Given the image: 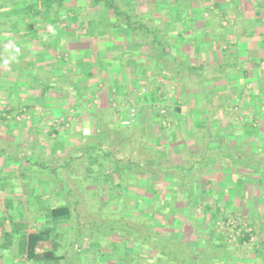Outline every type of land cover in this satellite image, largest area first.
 Returning <instances> with one entry per match:
<instances>
[{"label":"crops","instance_id":"0c3cea01","mask_svg":"<svg viewBox=\"0 0 264 264\" xmlns=\"http://www.w3.org/2000/svg\"><path fill=\"white\" fill-rule=\"evenodd\" d=\"M11 1L0 8V222L28 223L35 232L50 210L87 205H77L72 194L105 192L97 184L95 151L99 145L124 151L120 120L129 116L127 106L116 110L113 102L143 87L166 88L172 128L163 132L151 110L154 101L139 95L133 128L154 132L149 142L163 144L186 174L208 178L189 184L199 209H215L218 201L225 212L238 210L257 240L244 252L207 230L201 211L184 209L183 188L170 176L172 199L163 207L172 215L169 237L184 244L186 264H264V185L252 167L240 165L256 160L259 146L264 149V118L262 125L257 119L262 106L256 102L264 96V0H36V9ZM96 95L99 105L89 108ZM24 110L28 117L18 120ZM71 110L76 113L68 130L47 132L52 117ZM246 114L259 128L254 137L244 136ZM86 168L94 171L83 186L78 179ZM26 195L35 209L31 215ZM6 207L11 209L4 215ZM78 218L75 211L57 228L63 247L55 256L65 259L41 264H118L123 243L90 249L72 243ZM2 253L11 259L0 264H22L16 250Z\"/></svg>","mask_w":264,"mask_h":264},{"label":"trees","instance_id":"16d2710c","mask_svg":"<svg viewBox=\"0 0 264 264\" xmlns=\"http://www.w3.org/2000/svg\"><path fill=\"white\" fill-rule=\"evenodd\" d=\"M19 3V0H17ZM52 1V0H49ZM49 1L46 0V5L49 4ZM24 6L28 7L29 9H36L37 6H39V2L36 0H22ZM159 90V89H158ZM152 93V92H151ZM146 99L150 101H154V103H157L159 99L157 97L152 98L150 95L146 96ZM160 102V101H159ZM154 107V106H153ZM264 107L262 106V109ZM155 109V108H154ZM156 114L157 110L155 109ZM118 112L113 111V115H117ZM235 115V113H234ZM239 114H236L238 116ZM158 117V116H157ZM245 118V126H244V136L247 137H254L256 132H258L259 128L256 129V127L253 126L254 119L250 120L249 116L246 114L243 116ZM164 119H167L170 121L169 118V108H167V114L164 116ZM159 124L161 123L159 117ZM171 122V121H170ZM172 126V123H171ZM164 128L163 126H160L161 129H171L172 127ZM129 129V128H128ZM146 131V130H145ZM243 133V132H242ZM124 134V132H123ZM124 135H128L126 132ZM125 136V137H126ZM149 136V135H148ZM146 136L145 139H147V145L144 147L147 153L151 152L153 154L152 158L146 160V167H143L141 170H138V168L133 164V161L130 160L128 166H123L118 164V166H114L113 172L107 174L105 169L106 166L97 174L99 178V188L100 189H106L107 192H112L114 188H127L126 185L122 182L124 180V177H126V173H129L127 171L129 170H135L142 176H148L147 182L145 181V185H143L141 182L144 180H138L139 183L136 184L138 186L139 190V196L144 202V207L146 209H150V212L148 211L147 214H143V216H135L133 214L131 219H128V222H118L114 221L111 226L110 230L106 232H101L99 227H94L91 229V227L95 226L93 222H88L84 226L81 224V226L78 225V230L76 231L75 235L72 238V243L75 245H78V247H86L87 249L93 248L94 244L98 245V247H104L105 245H112V243H123L126 248L125 255L122 257L116 258L118 260V264H186V257H185V246L184 244H180L179 242L173 241L170 237L168 232H170L168 229L164 230L165 224H162L158 221V218L155 216H151V208L153 207V210L155 212H161L170 214V208L166 210H163L164 203L166 202L167 205L170 203V199L172 197L169 195L164 196V198L156 197L155 192L153 191V187L155 186L156 181L159 179H162L161 177L168 179L169 176L172 179V181L176 184H178L180 187L183 188V191L181 192L184 196H186L187 201L184 202V209H193L195 213L201 211L203 213V216L208 219V222L206 225L207 230L210 232H216L222 236H224L226 239L229 238V231L222 230L219 231V227L217 226L218 221L222 219H226L227 216H232L238 220L246 221L250 224V222L247 220V218L242 215H239L238 210L235 209L234 212H230L228 214L227 212L223 211L220 207V203L217 201L216 208H212L211 206H202L201 209H199V206L197 204V197L194 191L191 190V186H189L190 183H193V180H196L198 183H206L205 180L208 179L207 177H195L186 174L184 166H180V164H174L169 157H167L166 153L161 155L164 149V145L162 148H156L153 146L152 148L149 145V141L151 138ZM123 138L122 143L126 141L125 149H129L132 152H134V149L136 150L139 148L140 144L137 142L138 139L133 138ZM139 144V145H138ZM100 146V145H99ZM96 148L95 153H97L98 157L96 158V163H102L101 157L103 155V152H106L105 146H100ZM232 146V145H230ZM228 146L229 148H231ZM141 147V146H140ZM234 147V146H233ZM236 147V146H235ZM264 147V146H263ZM108 151V150H107ZM111 150L109 149L108 152ZM259 157H257L256 160L251 159V157L247 158L246 160H242L240 165H244L247 167H252L255 173L259 177V182L264 185V149H261L259 146ZM112 152V151H111ZM249 153V152H245ZM251 160H253L251 162ZM145 162V160H142ZM173 163V164H170ZM239 163V161H237ZM138 164V163H136ZM156 167L158 171L152 172L149 170L150 167ZM160 168V169H159ZM170 168H176L180 169V174H172L169 173ZM122 169V170H121ZM93 174V171H90ZM111 177H113L115 184L112 186L114 182L111 183ZM150 178V180H149ZM117 180H119L117 182ZM122 180V181H121ZM132 182H137V180L131 178ZM125 182V181H124ZM144 182V181H143ZM125 185V186H124ZM115 194L116 197H118V193L112 192ZM180 193V192H179ZM146 197H150V202L147 203L145 200ZM146 202V203H145ZM77 205H80V202H77ZM10 207L4 208V215L5 213H8L10 211ZM78 211V209H73L68 206H62L55 209L50 210L48 218L46 219V222L43 224V228L40 227L35 232H28L26 229L27 226L25 224L16 223L15 221H12L10 225H6V220L3 219V221L0 222V251L2 252H9L14 251L16 249V254L19 256L20 262L22 260H26L29 262H32L33 264H41L46 261H63L65 258L63 257H57L55 256V251L59 247H63L61 244H58L56 239L58 238L57 234V228L61 221H69L74 215V212ZM153 213V212H152ZM4 217V216H3ZM135 217L141 218L139 223H135ZM160 217V216H158ZM99 225V223H98ZM251 225V224H250ZM252 226V225H251ZM75 230V228H74ZM104 231V230H102ZM256 234V232H255ZM90 236L91 239L89 241H85L86 237ZM52 244V250L47 252V246L48 244ZM65 247V246H64ZM96 247V246H95ZM38 249L41 250L43 253L38 252ZM115 249L113 248L112 254H114ZM135 252H138L140 254L139 257L133 256ZM102 252L97 251V259L102 260ZM115 256V255H114ZM11 259V257L7 258ZM25 263V262H24Z\"/></svg>","mask_w":264,"mask_h":264},{"label":"rangeland","instance_id":"374dc122","mask_svg":"<svg viewBox=\"0 0 264 264\" xmlns=\"http://www.w3.org/2000/svg\"><path fill=\"white\" fill-rule=\"evenodd\" d=\"M19 3H21V0H19ZM12 5L13 4H12L11 0H0V8L10 7ZM162 89H166V88H162ZM166 92L169 95H171V93L169 91H166ZM256 102H257L258 107L260 109V106H264V96H260V98H258L256 100ZM149 108L151 109V107H149ZM151 110H152V113H153V110L155 112V109H151ZM234 113L235 114H237V113L240 114L239 111L238 112H234ZM257 113H258V118L257 119L259 120V122L262 125V122H263L262 119L264 118V109H262L260 112H257ZM143 115L145 116V119H146V114L143 113ZM155 115L158 116L156 114V112H155ZM170 121H171L170 123H172V122L174 123L175 122L173 119L172 120L170 119ZM141 127H142V125H140L136 129L133 128V127L129 128V129H126V133L128 135L127 136L124 135L125 134V132H124V134L122 133L118 137V139H121V140L125 136L128 137V138H133V139L136 138V139H138V142H139L141 147L137 148L136 150L134 149V152H132L131 150H129L127 148L124 149V151L123 150H121V151H117V150L116 151H112V148L105 147V148H107L106 152L102 153L103 155H105V157L102 156L100 158L102 163L97 164L95 162L96 163V168H97V170H96L97 174L105 166H106V168L107 167L118 166V164L123 165V166H125V165L128 166L130 160H132V161L135 160V161H133V164L138 168V170H141L143 167H146V164H147L146 160L152 158L153 154L151 152L147 153L146 150L144 148H142L143 147L142 144L144 145V147H146V145H147V139H145L146 136L149 135L148 137L153 139L155 133L154 132L149 133L147 130L145 131ZM164 130L162 129L163 132H166L167 129L165 131ZM160 131L161 130H158V132H160ZM115 132H117V131L115 130ZM114 135H116V134H114ZM112 139H114V138H112ZM113 141H115V139ZM113 141H112V143H113ZM152 142H149V145H150L151 148L153 146H155V147L157 146L156 148H159V147L162 148V146H163V144L156 145V144H154ZM109 149L112 152L111 151L108 152ZM162 150H163V152H162L161 155L166 153L167 157L170 156L169 152L166 149H162ZM142 160H145V162L142 161ZM136 163H138V164H136ZM173 163L176 164V165L179 164V162H176V161L173 162ZM173 163H170V164H173ZM87 169L88 168L82 170L83 171V177L78 179L82 184H84L83 186H85L87 183H89V177L87 175L93 176V174L90 171L88 172ZM149 170H151L152 172L158 171V169L155 166L154 167H150ZM91 171H94V170H91ZM127 172H129V173H126V177H124V179H122L125 182L121 180L126 185L127 188H123V187L122 188H114L113 185L115 184V181H114L113 177H111V179H112L111 183L114 182L112 184V186L114 188L113 191L119 194L118 197H116L115 194L112 193L113 191L109 193V192H107L106 189H105V192H101V190H99L97 193H94V194L88 193V192L75 193L74 195L72 194V196L74 198L73 202H80V203L87 202V205H85V207H80L82 209H79L77 211V214H79L81 216V218H78V220L80 222H84V223H80L79 222V224H78L79 226H81V224L84 226L88 222H93V223L95 222L94 223L95 226L91 227V229L97 226V227L100 228L101 232H106V231L110 230V226H111V224L114 221H118L120 223L121 222L122 223L123 222H128V219H131L133 214L135 216H139L140 217V216H143V214H145V213L147 214L148 211L150 212V209H146L144 207V202L140 198L138 191H135V190H134L135 192L128 191L129 187H132V186L136 187V184L139 183L138 180L140 181V180L144 179L143 180L144 182L142 181L141 183L143 185H145L146 184L145 181L147 182V180H145V179H148V176H142V175L139 176V174L137 172H135V170H129ZM77 173H78V171H77ZM96 177H97V184H98V187H99L98 175H96ZM131 178L137 180V182L136 183L132 182ZM161 178L162 179H159L155 183V185L158 186L157 187V191H159V192L155 193L156 194L155 196L159 197V198H164V196H166V195L171 193L170 192V187H169V184H170V180L169 179L170 178H168V179H165L163 177H161ZM149 180H150V178H149ZM118 181L119 180H117V182ZM159 187H161V189ZM66 195L68 196L69 194H66ZM25 198H26L27 202L29 203L28 207L30 209L28 212L26 210V212L31 215L33 212H35V209H34L33 206L30 207L31 206L30 202H29L30 201L29 200L30 195H26ZM150 199H151L150 197H146L145 200L147 201V203H149ZM91 202H96V203H91ZM101 203L106 204V205H101ZM64 205H66V204H64ZM151 210H152L153 213L151 212L150 214H151L152 217L155 218V216H156L158 218L157 222L166 223V225L164 226V230H166V232H168L167 229L168 230L170 229V226L168 225V221L170 220V217H172V215L168 214V213H164L163 211L155 212V210H153V207L151 208ZM227 213L230 214V212H227ZM158 216H160V217H158ZM230 217H232V216H230ZM232 218H234V217H232ZM243 218H244V216H243ZM140 219L141 218L135 217V223H139ZM234 219H236V218H234ZM98 223H99V225H98ZM25 225L27 226L26 229L28 230V232H31V230L33 229V228H31V225L28 224V223L25 224ZM34 229H37V226H35ZM102 230H104V231H102ZM168 233L171 234V232H168ZM253 248L254 247H252L250 249V247H249V249L244 250V252H249ZM7 258L8 257L3 255V253L0 254V263H2V261L6 260ZM23 263L24 262L22 261V264Z\"/></svg>","mask_w":264,"mask_h":264},{"label":"built area","instance_id":"2783aa9c","mask_svg":"<svg viewBox=\"0 0 264 264\" xmlns=\"http://www.w3.org/2000/svg\"><path fill=\"white\" fill-rule=\"evenodd\" d=\"M151 91L152 90L149 88L143 87L133 92V94L122 103L116 101L113 102L112 105L116 110H120L125 106L129 108V116L120 120V125L124 129L133 127L139 120L140 105L136 100L138 95H150L151 97H157L160 102L158 101L157 103H154V108L157 110L158 117L161 121L160 126H163L164 128H169L171 126L170 121L164 119V116L167 114L168 104L171 100L170 95L164 89H159L152 93ZM91 98V102L88 104L89 108L99 105L100 98L98 95ZM75 113V111L71 110L69 113L63 116L52 117L50 120L52 128L47 132L51 133L53 136H56L59 132L68 130L74 122ZM27 117L28 114L26 110L17 116L18 120L25 119ZM217 226L219 227V231H229L228 242L232 246L236 248H242L243 250L249 249V247L250 249L254 247L257 238L253 226H251L248 222L227 216L226 219L218 221Z\"/></svg>","mask_w":264,"mask_h":264}]
</instances>
